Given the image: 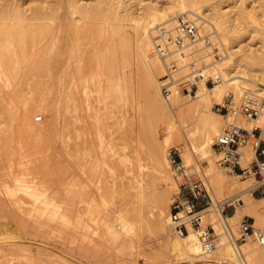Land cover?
<instances>
[{
  "label": "rangeland",
  "instance_id": "1",
  "mask_svg": "<svg viewBox=\"0 0 264 264\" xmlns=\"http://www.w3.org/2000/svg\"><path fill=\"white\" fill-rule=\"evenodd\" d=\"M25 1L30 4L33 2ZM87 1L94 3L93 0ZM98 1L103 4V1ZM124 1L131 4L135 13H138L147 2L159 6L168 4V0ZM216 1L211 0V2ZM219 1L221 4H227L232 0ZM236 2L245 6L240 13L242 28L240 31L243 38L258 43L261 36L259 29L264 26V0H236ZM44 3L57 8L53 33H49L43 39V43H39V45L45 44L43 48L54 53L56 58L58 56V60H55L59 66L55 63L57 66H54V72L56 69L61 73L66 72L64 66L68 63L73 65L79 56L78 53L85 50L84 55L88 59L90 56L88 54L92 56L94 53L113 55L114 68L104 73L92 68L88 71V81L85 86L76 85V87L72 84L73 87H70L72 89L69 88L70 83L65 86L67 81L64 79L65 73L61 74L59 71L54 73L61 74L60 80L56 76L52 78L46 74L40 76L42 85L35 94L48 98V106L53 104L58 95L64 99L65 93L72 96L71 99L75 97V104L82 100L77 106L81 104L80 107L83 109L84 106V109L77 107L76 111L79 117L85 112L84 118L79 121L72 116L77 121V125L81 126L84 123L79 130L73 129L67 123L69 120L67 117L72 111L64 107L71 108L72 104L68 103L64 106L63 100L59 109L52 112V109L47 107L44 112H39L37 115H41L40 119H36L38 116H33V113L29 114L28 119H32L35 126H42L44 120L45 123L39 130L28 129L20 109L23 106L22 97L31 98L33 94V88L29 86L32 78L28 77L23 85H18L14 80H10V77L2 79L0 75V264H151L155 257L159 256L157 254L154 256V253L159 250L161 242L167 237L166 231L159 233L153 229L150 222L141 223V220H136L135 227L129 231L123 242L115 241L106 231L105 225L117 222L120 205L127 201L129 194L125 191L111 194L102 189L106 182L110 184L114 180L129 181L138 177L142 178V181L149 179L151 163L146 155L148 146L146 132L157 128L160 132L158 133L160 141L163 137V130L160 127L162 119L148 108L149 91L141 69L139 39L134 23L129 19H108V22L106 17L100 19L90 17L89 22L82 29V35L79 33L80 37L75 31L69 30L67 22L70 14L65 0H45ZM254 5L256 7H253ZM253 14L257 21H254ZM185 17L195 19L191 15ZM195 21L198 25V18ZM198 29L200 30L199 25ZM153 34L154 38L160 41L168 32L156 31ZM197 35L198 32L195 36ZM210 35L203 38L204 46L200 49H187L180 54L178 50L170 54L169 50L165 56L163 55L165 64L169 59L176 61L178 68L176 67L172 74L174 78L184 77L183 74L188 75L192 69L189 68L191 67L189 61L194 60L197 63L195 67L199 64L204 66L207 60L200 55L207 50L211 51L208 54L211 53L212 58L223 55L221 50L215 54L214 50L221 49L218 46L220 43L215 36L216 39H213ZM1 41L0 35V43ZM78 46L80 47L76 48ZM69 50L77 53L75 58L69 55ZM61 62L64 65L61 66ZM208 66L210 64L205 65L206 68H209ZM212 84L208 83L209 86ZM58 86L61 90L65 86L62 90L65 93L59 94ZM77 88L80 89L79 93ZM230 89L227 88L226 93L234 95ZM77 97L79 101L76 100ZM239 101L240 96H233L232 105L239 104ZM90 105L92 107L95 105L96 110L93 109L94 107L90 108ZM214 109L217 112L225 111L217 110L215 103ZM94 110L99 115L98 118L93 115ZM232 122L239 125L238 120L229 123ZM216 135L213 134L212 141ZM212 141L210 148L215 152L216 163L218 153L212 147ZM183 144L191 153V160H183L188 177H200L211 195V176L206 173L199 159L200 153L193 151L189 146L187 137L183 133L181 135L174 133L173 142L168 147L171 153L174 151L180 153ZM171 166L169 165V172L176 186L169 193L170 207L183 180V177L176 178L173 175ZM223 172L228 173L226 170ZM239 179H246L249 184L253 183L251 177L239 176ZM162 182L159 188L169 184ZM234 194L241 195L238 191H234L229 195L223 194L218 199ZM241 197L244 198V195L242 194ZM242 198H239L240 201ZM149 208V203L142 208L145 216L149 215ZM231 210L232 207L227 208L228 224L234 236L238 237L240 220L246 215L239 209L236 213H234L236 210ZM210 211L224 228L213 206ZM204 218L214 224L209 212H204ZM252 219L253 217L249 216V220ZM117 228L119 229L118 226ZM236 241L241 240L236 239ZM141 251L145 253L141 254ZM151 252H154L151 255L153 260L147 257ZM158 258L156 264L159 263L160 258Z\"/></svg>",
  "mask_w": 264,
  "mask_h": 264
},
{
  "label": "bare ground",
  "instance_id": "2",
  "mask_svg": "<svg viewBox=\"0 0 264 264\" xmlns=\"http://www.w3.org/2000/svg\"><path fill=\"white\" fill-rule=\"evenodd\" d=\"M32 1V4H30L26 3L25 0H0V35L2 38L0 43L1 78L7 79L10 77V80H14L18 85H23L25 79L28 77L32 78L29 86L33 88V94L31 98L22 97L23 106L20 109L21 115L25 119L24 123L28 129L39 130L45 123L44 120L41 124L42 126H35L33 120L28 119L29 114L33 113V116H39L37 114L44 112V109H47V107L50 110L52 109L53 112L60 108L61 100H63L64 106H67L68 103L72 104L71 108L64 107L66 110L72 111L71 115L67 117V119L69 118L67 123L73 129L79 130V127L82 128L84 123L81 126L77 125V121L72 116L76 117L79 121L84 118L85 112H81L82 114L79 117V113L76 111V108L81 106V104L80 106L77 105L82 100L80 99L81 101H79L77 97L76 100L78 99L77 101L79 102L75 104V97L73 96V99H71L72 96L62 90L65 89L68 83L71 85L69 88L73 87L72 84L84 87L88 81V71H91L92 68L103 73L111 71L114 68L113 55L94 53L92 56L88 54L90 55L88 59L84 55L86 50L85 52L78 53L79 56L75 60V63L73 65H70V63L66 64L64 66V71L66 72L62 71V73H65L64 79L67 81L64 89L62 88L61 90V87L58 86V93H65L64 99L58 95L53 104L48 106V98L35 94L37 89L42 85L40 78L46 74L50 78L56 76L60 80L62 73L56 69L55 72L58 73L59 71L61 74H54V66L58 65L56 61L58 60V56L56 58L54 53L46 51L45 47L43 48L45 44L39 45V43H43V39L49 33H53L56 25L54 19L56 18L55 15L57 16V8L48 4L45 5V0ZM65 1L67 2L70 14L69 21L67 22L69 30L75 31L77 35L79 33L82 35V29L89 22L90 17L91 19L94 17L98 19L106 17L107 21L108 19H129L133 21L136 35L139 39L141 69H143L145 85L149 91L148 108L162 119L160 127L163 130V137L161 141L158 136L160 132L157 128L148 133L146 132L148 139L146 155L151 163L149 179L142 181L143 179L138 177L132 178L133 180L129 181L114 180L110 184L106 182L102 186L104 191L111 192V194L118 191H125L129 194L127 201L122 202L120 205L118 216L116 215L117 222L115 221V224L107 223L105 225L106 231L112 235L111 237L115 241L118 240L119 243L123 242L129 231L135 227L136 220H141V223L150 222L153 225L152 227H154L153 229L159 233L166 231L167 237L161 242L159 250L155 253L153 252L154 256L155 254L159 255L157 256V258H160L158 264H264V243L258 242L250 233L246 234L244 240L236 241L237 237L234 236V232L228 224V213H222L221 211L222 205L233 203V210H236L234 213L238 209L241 210L244 215L253 217L252 223L254 226L263 228L264 196H252L248 192L252 184H249L246 179H239L238 174L224 169L219 164L216 165L215 152L210 148L213 134H219L224 125L233 120H238L239 125L237 126L247 128L250 131L254 127H259L260 137L264 140V116L246 117L243 113L239 112L236 106L238 104H235L236 107L231 104L230 109L225 112H217L214 109V103H222L224 101V94L227 88H231L234 95L229 92L226 94H230L232 97L240 96V101L245 95L264 97V26L260 27L261 30L259 29L261 36L258 43L260 44L252 42L253 40L251 41V39L246 40V38H243L240 31L242 29L240 27V13L245 9V6L236 4V0H232L227 4H221L219 0L216 2H211V0H168L166 6L147 2L140 8L138 13H135L131 8V4L124 0H101L103 4L102 2L100 4L98 0L96 2L93 0L94 3L87 0ZM235 7L236 9H234ZM253 7H256V5ZM185 15L194 16L195 19L198 18L200 30L195 19L192 18L197 26L194 36H183L181 39L170 42L165 49V55L169 50L170 54L175 50H178L180 54L183 50L200 49L204 46L203 38L210 34V37H213V39L216 37L220 43L218 46L221 49L214 50L215 54L221 50L223 55L213 56L212 58L211 53L208 54L211 51L206 48L207 51L200 56L207 60L205 65L210 64L209 68L200 64V66L197 65L195 67L196 62L194 60L189 61L191 67L187 66V68H192L189 73L187 72L188 75L194 73L199 77L195 93L173 91L168 96L164 94V98L160 85L161 81L167 76V65L164 62L163 55L158 51L157 41L159 39H155L153 33L160 31V33L168 32L169 34H175L179 21ZM252 17L254 21H257L254 14ZM160 24L162 25L158 26ZM154 27L156 29L151 30ZM197 32L198 35L195 36ZM162 38L165 39L164 36ZM209 39L212 40L211 38ZM29 45L30 47H28ZM169 45L170 49H168ZM69 53L74 58L77 54L73 53V50H69ZM62 62L60 63L61 66L64 65ZM186 63L181 64L186 65ZM182 76H186V74ZM208 78L213 79V84L210 86L206 83ZM57 84L59 85V83ZM77 89L78 92L80 89ZM74 91L76 92L75 89ZM20 95H23V93H20ZM69 99H71V103ZM81 107L80 109H82ZM93 107L96 110L95 105ZM88 110L90 109L88 108ZM95 110L92 113L98 118L99 115L95 113ZM92 113L91 116H93ZM78 124L80 123L78 122ZM69 129L71 130V128ZM151 129L153 128L151 127ZM174 133L178 135L183 133L187 137L189 146L193 151L200 153L199 159L206 173L211 176V202L202 207L203 212H209L212 223H214L211 225L217 233L215 245L209 252L204 251L201 239L194 227L187 225V230L181 233L175 228L172 220L168 200L171 198L169 197L170 190L174 189L176 184L169 172L171 162L168 146L173 142ZM255 141L257 139L240 145L243 148L241 150L246 160L254 154ZM184 146L185 144H183L180 150L183 164V160H191V153L187 150V146ZM223 170L228 171V173L223 172ZM230 174L233 175L230 176ZM162 181L169 184L167 186L164 185V187L162 186L163 188H159ZM234 191H238L241 195L243 194L244 198L241 195L234 194L218 199L221 195H229ZM239 198H242V201ZM147 203L150 205L148 209L150 217H148L149 215L145 216L144 212H142V208ZM212 206L215 208L224 228H222L221 224L216 221L213 213H211L210 209ZM143 253L145 252L141 254ZM153 253L151 252L150 256H148L149 254L146 255L153 260V256L151 257ZM157 258L155 257L154 262L150 260L153 262L151 264H156Z\"/></svg>",
  "mask_w": 264,
  "mask_h": 264
},
{
  "label": "built area",
  "instance_id": "3",
  "mask_svg": "<svg viewBox=\"0 0 264 264\" xmlns=\"http://www.w3.org/2000/svg\"><path fill=\"white\" fill-rule=\"evenodd\" d=\"M197 31V26L193 19L183 18L179 21L175 34H167L165 39L157 43L161 55H165L167 45L181 39L183 36L193 37ZM163 41V42H162ZM167 76L162 80L161 91L166 96L173 91L185 93H194L197 88L199 77L190 73L181 78H173L176 70V61L169 59L166 62ZM213 79L208 78L206 83L212 84ZM232 95L226 94L222 103H215L217 110L228 111L232 103ZM238 109L246 117L264 116V97L245 95L237 105ZM224 111V112H225ZM39 115L36 119H40ZM254 154L246 160L242 144L255 140ZM213 148L218 152L217 164L224 169L238 174L240 177H251L253 183L249 188L252 196H264V140L260 137L259 127H254L251 131L247 128L237 126L233 123L224 125L222 131L217 134L212 141ZM169 159L172 165V171L176 178L183 177L180 182L179 190L171 202L172 220L175 228L179 232L187 230V225L194 227L201 239L204 251L209 252L215 245L217 233L211 223L204 218L203 206L211 202V196L204 182L200 177H188L185 165L182 163V157L178 152L171 153L169 150ZM228 207L234 208L233 203H226L221 206L222 213H229ZM231 210V211H232ZM240 232L237 240H242L247 233L252 234L260 243H264V227L253 225L249 216H244L240 220Z\"/></svg>",
  "mask_w": 264,
  "mask_h": 264
}]
</instances>
